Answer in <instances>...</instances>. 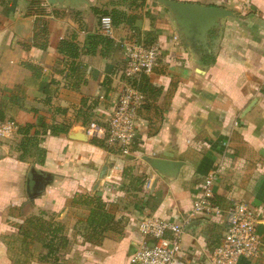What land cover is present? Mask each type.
Wrapping results in <instances>:
<instances>
[{
    "label": "crops",
    "instance_id": "0c3cea01",
    "mask_svg": "<svg viewBox=\"0 0 264 264\" xmlns=\"http://www.w3.org/2000/svg\"><path fill=\"white\" fill-rule=\"evenodd\" d=\"M176 1L221 6L233 15L205 47L185 37L159 0L120 6L136 19L112 26L110 33L93 7L112 10L118 0H0V122L19 126L13 140L0 139V264H132L144 240L140 222L150 216L181 222L212 170L218 171L214 201L222 211L198 215L183 233L184 260L211 264L228 228L227 210L245 202L257 215L260 254L242 256L237 264H264V0ZM38 19L47 25V49L34 44ZM151 31L155 36L146 35ZM95 33L112 39L108 51L100 43L96 53L89 52ZM64 39L78 44L79 57L59 51ZM132 41L156 45L160 55L147 74L157 93L142 91L146 102L138 111L137 136L125 154L95 142L103 138L92 135L89 125L104 124L129 85L122 50ZM79 64L80 74L72 70ZM28 124L33 127L27 135L20 128ZM55 124H66L69 132L52 133ZM33 135L47 151L43 163L36 155L19 157L22 140ZM149 157L184 164L177 174H164ZM35 172L47 185L32 201L28 184H34ZM131 176H144L145 184L131 185ZM77 194L101 195L119 221L100 245L74 232L88 214L73 203ZM42 210L65 224L73 240L57 260L20 231Z\"/></svg>",
    "mask_w": 264,
    "mask_h": 264
},
{
    "label": "built area",
    "instance_id": "2783aa9c",
    "mask_svg": "<svg viewBox=\"0 0 264 264\" xmlns=\"http://www.w3.org/2000/svg\"><path fill=\"white\" fill-rule=\"evenodd\" d=\"M103 28L111 32L109 16L102 18ZM127 51L125 74L136 78L150 74L157 63L160 49L143 42H125ZM146 102V95L136 86L122 89L113 110L107 113L104 124L92 121L89 132L102 137L106 144L128 154L137 136L138 111ZM19 126L14 120L0 122V139H12ZM103 132V136L99 132ZM218 171L212 170L203 185L201 196L193 202L188 214L181 222H171L155 216L144 218L139 229L144 240L131 257L132 264H188L184 260L182 235L200 214H219L222 209L214 201V184ZM228 228L223 242L211 256V264H237L242 256L255 257L260 254V236L257 231V215L245 202H236L227 210ZM148 240H153L150 243Z\"/></svg>",
    "mask_w": 264,
    "mask_h": 264
},
{
    "label": "trees",
    "instance_id": "16d2710c",
    "mask_svg": "<svg viewBox=\"0 0 264 264\" xmlns=\"http://www.w3.org/2000/svg\"><path fill=\"white\" fill-rule=\"evenodd\" d=\"M145 0H118L112 10H100L98 7H93L94 13L98 16L99 20L105 16L111 17L112 26H119L124 21L129 23L136 19L133 14L128 15L125 10L120 9V6L127 5L128 7L139 6L144 4ZM38 24L35 32V45L42 48H48L47 42V25L38 19ZM147 36H155L153 31L146 33ZM93 46L89 49L90 53H96L98 45L103 43L108 51L112 44V39L100 33H95L89 36ZM59 51L70 58H77L80 56V47L76 42L69 40H62L59 46ZM32 70L37 69L32 64H26ZM73 72H82L81 65L72 67ZM137 86L141 91L148 92L150 95L156 94V88L151 84L150 77L147 74H142L140 82L135 80ZM33 125L28 124L20 128L24 134H29ZM52 133L58 135L60 133L66 134L69 132L70 127L66 124H55L50 127ZM104 146V140H96ZM42 139L37 135L26 136L21 144L20 159L24 160L28 156L36 155L39 163H43L46 156V149L41 146ZM127 171V170H126ZM131 185L135 182L144 185V176H131ZM73 203L88 209L87 216L79 220L76 225V230L80 233L86 242L100 245L107 235L108 231H117L119 229V221L115 220V215L107 207V203L103 200L101 195L98 194H77L73 198ZM49 213L47 211H40L28 217L24 224L20 226V231L25 241H36L43 245L48 250V254L53 256L55 260L58 259L57 253L66 251L72 244L71 238L68 236L67 227L65 224L56 220L47 218ZM82 229V231L80 230Z\"/></svg>",
    "mask_w": 264,
    "mask_h": 264
},
{
    "label": "water",
    "instance_id": "95a60500",
    "mask_svg": "<svg viewBox=\"0 0 264 264\" xmlns=\"http://www.w3.org/2000/svg\"><path fill=\"white\" fill-rule=\"evenodd\" d=\"M65 0H48L51 4L62 3ZM174 15L177 24L182 29L186 38L199 40L207 47L209 33L220 27L221 21L232 16V11L216 5H204L197 2H182L176 0H159ZM149 161L158 171L168 174H177L184 164L182 161L169 160L164 158H151ZM34 184H28V194L32 201L46 188V181L43 174H33Z\"/></svg>",
    "mask_w": 264,
    "mask_h": 264
},
{
    "label": "rangeland",
    "instance_id": "374dc122",
    "mask_svg": "<svg viewBox=\"0 0 264 264\" xmlns=\"http://www.w3.org/2000/svg\"><path fill=\"white\" fill-rule=\"evenodd\" d=\"M101 22H102V20H101ZM102 24H103V23H102ZM102 24H101V25H102ZM213 32H215V30L211 31V32L209 33V36H210L211 34H213ZM122 51H123V55L125 56V54L127 53V51L124 49V47H123V50H122ZM125 58H126V57H125ZM125 67H126V65H125ZM124 72H125V71H124ZM125 75H126V74H125ZM125 77H126V78H125V79H126V82L129 84L128 86H130V85H131V86H135L134 84H136V83H135L136 81H134V80H137V79H135V78H133V77L130 78V77H128V76H125ZM136 85H137V84H136ZM136 87H137V86H136ZM13 138H14V137H13ZM13 138H12V139H7V140H4V141L13 140ZM135 183H136V184H135L136 186L139 185L138 182H135ZM37 213H39V211H38ZM48 218L51 219V220L53 219L52 216H51L50 214H49ZM70 224H71V223H69V225H70ZM70 226H71V225H70ZM73 228H74V227H73ZM74 229H75L74 232H76V235H81L80 233L77 232L76 227H75ZM71 240H72V238H71ZM72 245H73V240H72V244H71V246H72ZM71 246H70V247H71Z\"/></svg>",
    "mask_w": 264,
    "mask_h": 264
}]
</instances>
